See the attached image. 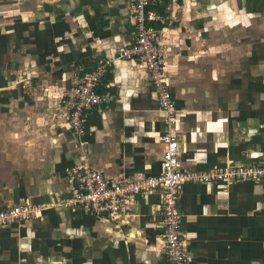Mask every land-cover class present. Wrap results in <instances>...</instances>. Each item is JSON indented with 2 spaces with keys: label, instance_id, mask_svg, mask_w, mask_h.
Here are the masks:
<instances>
[{
  "label": "crops",
  "instance_id": "0c3cea01",
  "mask_svg": "<svg viewBox=\"0 0 264 264\" xmlns=\"http://www.w3.org/2000/svg\"><path fill=\"white\" fill-rule=\"evenodd\" d=\"M167 16L161 44L178 117L180 168L207 173L264 164V0H152ZM134 0H0V210L42 204L0 228V264H171L161 191L117 218L66 206L68 172L87 164L127 181L163 171L168 129L144 66L121 58ZM263 44V45H262ZM112 63L86 133L62 100ZM189 264H264V180L185 182L179 189Z\"/></svg>",
  "mask_w": 264,
  "mask_h": 264
},
{
  "label": "built area",
  "instance_id": "2783aa9c",
  "mask_svg": "<svg viewBox=\"0 0 264 264\" xmlns=\"http://www.w3.org/2000/svg\"><path fill=\"white\" fill-rule=\"evenodd\" d=\"M167 16L157 10L152 0H134L133 41L121 53V58L136 61L147 70L157 92L161 110L165 113L168 129L162 136L164 144L163 171L155 176L127 181L112 179L87 164L70 168L69 196L64 203L69 207L90 208L98 215L119 217L123 210L133 205L143 193L161 191L163 195V237L166 254L171 264H189L187 240L183 231V213L179 204V189L185 182L262 181L264 164L228 166L207 173L184 172L180 168V145L173 131L178 109L173 92L167 81L163 65L165 48L161 44L162 25ZM112 63L101 61L91 71L79 78L64 97L71 130L78 137L86 133V122L90 113L111 102L109 92L101 91L109 76ZM44 206L28 203L16 204L0 210V228L19 221L38 218Z\"/></svg>",
  "mask_w": 264,
  "mask_h": 264
},
{
  "label": "rangeland",
  "instance_id": "374dc122",
  "mask_svg": "<svg viewBox=\"0 0 264 264\" xmlns=\"http://www.w3.org/2000/svg\"><path fill=\"white\" fill-rule=\"evenodd\" d=\"M257 26H258L259 30L262 28L261 31H260L261 32L260 34H253V33L249 34V33H247L244 36L243 40H244V44H246V47H248V43L252 44V42L258 41V37L257 36L261 37V41L260 42L264 43V20H261V23L259 25H257ZM253 39H254V41H253Z\"/></svg>",
  "mask_w": 264,
  "mask_h": 264
},
{
  "label": "trees",
  "instance_id": "16d2710c",
  "mask_svg": "<svg viewBox=\"0 0 264 264\" xmlns=\"http://www.w3.org/2000/svg\"><path fill=\"white\" fill-rule=\"evenodd\" d=\"M155 8L157 9V10H159L160 12H164V9H163V7L162 6H158V4L155 6Z\"/></svg>",
  "mask_w": 264,
  "mask_h": 264
}]
</instances>
